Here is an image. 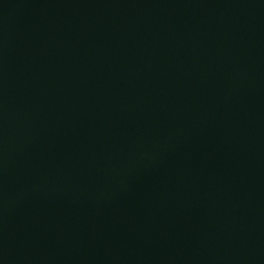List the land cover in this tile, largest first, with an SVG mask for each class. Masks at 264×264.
<instances>
[{"label":"water","instance_id":"1","mask_svg":"<svg viewBox=\"0 0 264 264\" xmlns=\"http://www.w3.org/2000/svg\"><path fill=\"white\" fill-rule=\"evenodd\" d=\"M0 264H264V0H0Z\"/></svg>","mask_w":264,"mask_h":264}]
</instances>
